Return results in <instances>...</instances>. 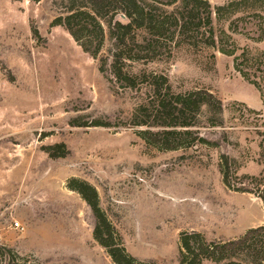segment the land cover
<instances>
[{"label": "rangeland", "instance_id": "obj_1", "mask_svg": "<svg viewBox=\"0 0 264 264\" xmlns=\"http://www.w3.org/2000/svg\"><path fill=\"white\" fill-rule=\"evenodd\" d=\"M62 8L61 0H0V246L30 264H113L93 238L91 207L67 185L71 178L94 187L125 249L141 260L178 264L183 231L224 240L264 225L262 201L227 188L219 171L224 154L239 175H264V66L253 65L249 81L232 56L186 48L147 65L174 89L206 88L223 104L222 124L200 129L209 144L158 151L135 134L140 92L115 86L53 24ZM256 23H236L237 54L264 52ZM95 120L109 125L87 126ZM59 143L68 153L50 157L46 148Z\"/></svg>", "mask_w": 264, "mask_h": 264}, {"label": "trees", "instance_id": "obj_2", "mask_svg": "<svg viewBox=\"0 0 264 264\" xmlns=\"http://www.w3.org/2000/svg\"><path fill=\"white\" fill-rule=\"evenodd\" d=\"M37 2L39 0H31ZM62 10L53 24L61 25L92 58L109 81L140 96L131 114L135 134L158 151L190 148L210 142L200 135L202 127L222 124L223 104L206 88L176 90L168 76L148 69L170 59L176 50L189 49L215 58V52L233 57V68L250 81L249 69L264 66V52L251 55L232 38L236 23L257 19V40L264 39V0H61ZM237 15L235 19H232ZM224 27L222 22H226ZM247 35V31L244 30ZM242 34V33H241ZM252 40L255 38L251 37ZM106 47V48H104ZM139 66L140 68H137ZM95 120L87 126H108ZM264 144L261 138L260 146ZM52 158L64 157V143L46 148ZM234 159L221 154L219 171L223 184L234 191L251 193L264 205V175L238 174ZM68 187L91 207L96 221L93 238L113 264H158L141 260L125 249L114 225L101 210L94 187L71 178ZM264 264V225L247 229L236 238L207 240L196 231L178 237V264ZM0 264H30L11 248L0 246Z\"/></svg>", "mask_w": 264, "mask_h": 264}, {"label": "built area", "instance_id": "obj_3", "mask_svg": "<svg viewBox=\"0 0 264 264\" xmlns=\"http://www.w3.org/2000/svg\"><path fill=\"white\" fill-rule=\"evenodd\" d=\"M14 225L16 228L22 229V226L20 225V223L18 221H15Z\"/></svg>", "mask_w": 264, "mask_h": 264}]
</instances>
